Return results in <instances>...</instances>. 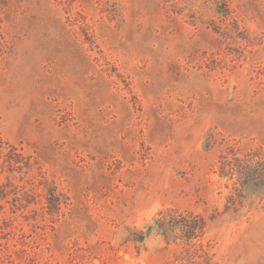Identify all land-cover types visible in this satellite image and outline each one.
<instances>
[{"label": "rangeland", "instance_id": "374dc122", "mask_svg": "<svg viewBox=\"0 0 264 264\" xmlns=\"http://www.w3.org/2000/svg\"><path fill=\"white\" fill-rule=\"evenodd\" d=\"M0 185V264H264V0H0Z\"/></svg>", "mask_w": 264, "mask_h": 264}, {"label": "trees", "instance_id": "16d2710c", "mask_svg": "<svg viewBox=\"0 0 264 264\" xmlns=\"http://www.w3.org/2000/svg\"><path fill=\"white\" fill-rule=\"evenodd\" d=\"M0 191L5 196L8 195L5 185H0ZM205 227L206 221L202 216L169 209L160 213L159 217L154 220L153 225L148 227L144 236L142 235V240L153 231H156L167 243L171 240L174 242L180 240L185 245L177 256V261H188L190 264H212L203 245L194 243V240L203 235ZM195 257L197 259L204 258V261H197ZM181 264L183 263L181 262Z\"/></svg>", "mask_w": 264, "mask_h": 264}]
</instances>
